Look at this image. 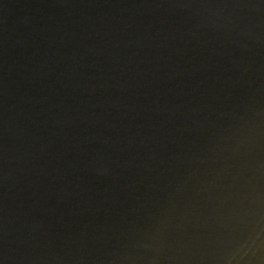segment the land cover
<instances>
[{
	"label": "water",
	"instance_id": "water-1",
	"mask_svg": "<svg viewBox=\"0 0 264 264\" xmlns=\"http://www.w3.org/2000/svg\"><path fill=\"white\" fill-rule=\"evenodd\" d=\"M0 264H264V0H0Z\"/></svg>",
	"mask_w": 264,
	"mask_h": 264
}]
</instances>
